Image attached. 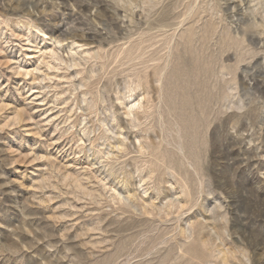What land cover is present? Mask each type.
I'll return each instance as SVG.
<instances>
[{
    "label": "rangeland",
    "instance_id": "374dc122",
    "mask_svg": "<svg viewBox=\"0 0 264 264\" xmlns=\"http://www.w3.org/2000/svg\"><path fill=\"white\" fill-rule=\"evenodd\" d=\"M0 264H264V0H0Z\"/></svg>",
    "mask_w": 264,
    "mask_h": 264
}]
</instances>
